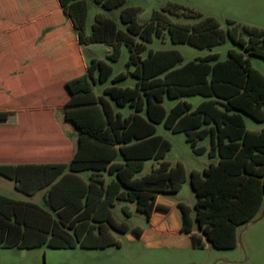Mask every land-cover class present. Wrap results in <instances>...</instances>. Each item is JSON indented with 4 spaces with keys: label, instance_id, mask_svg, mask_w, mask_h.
I'll return each instance as SVG.
<instances>
[{
    "label": "trees",
    "instance_id": "16d2710c",
    "mask_svg": "<svg viewBox=\"0 0 264 264\" xmlns=\"http://www.w3.org/2000/svg\"><path fill=\"white\" fill-rule=\"evenodd\" d=\"M57 2L76 31L78 44H104L109 48L106 58L111 62L117 59L121 44L128 49L126 65L133 66L128 71L134 79L133 85L105 86L96 97L110 140L116 145L115 151L122 161L0 165V175L12 179L14 187L21 192L31 195L45 188V207L0 194V247L95 248L109 230L125 233L126 224L112 218L111 208L119 202L140 199L143 189L167 190L161 181L144 183L145 188H142L140 181L128 180L118 174L122 168L128 173L138 172L144 160H158L165 156L170 144L154 134L156 123L171 132H183L185 141L196 154L205 150L197 142L208 138V157L217 155L222 162L209 169L206 179L199 185L192 184L196 195L194 214L189 217V209L181 207L184 222L181 231L192 238L203 236L215 245H232L235 220L230 213L221 210L211 213L207 229L202 225L207 215L202 208L209 195H216L218 204L221 202L227 206L240 191L255 203L259 200L252 175H255V164L264 160V148L260 146L264 131L245 133L241 115L232 111L233 107L228 103L245 87L247 72L232 55L218 60L217 54L209 53L181 64V55L175 49L148 50L144 57L139 54L145 42H149L152 36H162L164 31L172 43H186L196 48L220 44L226 35L217 22L209 16L193 23L172 22L168 15L197 18L200 14L180 4L166 2L160 10L152 11L146 22L138 23L137 7L123 6L125 0H93L104 10L121 7L118 19L124 29L117 28L113 19L96 12L89 32L85 34V1ZM225 23L229 25L231 41L264 58V30L229 19ZM239 33L247 40H242ZM110 73L109 64L100 59L91 58L85 68L87 79L93 84L102 83ZM126 77V73L119 72L111 77V81ZM248 88L251 90L252 85ZM261 93L264 94L263 89ZM193 95L203 99L192 109L186 101H177L167 112L161 105L164 97L174 99ZM111 103L117 107L128 106L132 111L121 116L118 111H113ZM242 110L254 119H264V109L257 112ZM166 167L167 163L161 161L153 172L162 173ZM84 171L87 176L82 180L78 173ZM121 211L126 214L123 209ZM144 211L152 223V233L170 232L166 223H171L175 216L171 206L151 200L145 204ZM218 221H224L222 223L226 225L220 223L221 231L215 227ZM137 233L141 234V231L137 229Z\"/></svg>",
    "mask_w": 264,
    "mask_h": 264
},
{
    "label": "crops",
    "instance_id": "0c3cea01",
    "mask_svg": "<svg viewBox=\"0 0 264 264\" xmlns=\"http://www.w3.org/2000/svg\"><path fill=\"white\" fill-rule=\"evenodd\" d=\"M206 16L211 17V14ZM240 38L247 40V37ZM231 42L234 48L227 50L223 60L229 55L234 56L247 72V79L245 87L228 103L233 107L232 111L241 115L245 133L256 134L264 126L246 128L244 117L256 124L263 123L264 119H254L242 109L255 112L264 109V94L261 93L264 90V73L251 65L249 56L253 54L249 50ZM89 44H78L76 31L57 0H0V165L122 161L115 151L116 145L110 140L96 99L102 88L97 91L96 83H91L85 74L89 60L94 58L89 56L87 59L83 55V49ZM251 85L250 90L248 87ZM182 98L179 97V101H186ZM189 104L192 109L194 106ZM197 145L205 148L199 154L190 148L195 156L206 158L200 169H187L179 161L171 165L163 157L144 160L138 172L119 170L118 174L128 180L140 181L142 188H145L144 183L155 181H161L167 187V190L158 192L143 189L140 199L136 197L133 201H126L144 216L147 228L152 227V223L147 219L144 206L151 200L171 206L173 211L175 205L180 217L181 207H185L189 209L188 216L192 217L190 212L196 201L192 184L199 185L206 179L207 171L222 162L217 155L208 157L207 137L199 140ZM161 161L167 163L165 171L154 173L153 169ZM185 182H188L194 196L190 206L166 198ZM42 190L45 192V188ZM121 209L125 215L128 214L125 205Z\"/></svg>",
    "mask_w": 264,
    "mask_h": 264
},
{
    "label": "rangeland",
    "instance_id": "374dc122",
    "mask_svg": "<svg viewBox=\"0 0 264 264\" xmlns=\"http://www.w3.org/2000/svg\"><path fill=\"white\" fill-rule=\"evenodd\" d=\"M86 3V17L84 23V33L88 34L90 25L93 22V16L99 12L115 22L117 28L124 29V25L118 19V12L121 7L111 10H104L96 5L93 0H84ZM166 2L180 4L184 8L200 12L202 15L197 18H185L182 15H168L172 22L193 23L200 18L211 14V17L218 23L226 35L225 40L211 49L196 48L186 43H172L166 31L160 37L152 36L149 42L144 43V48L139 53L144 57L148 50H166L175 49L181 55L180 63L193 60L197 56H205L208 53L217 52L218 59L226 58V52L234 48L231 39L228 37L229 25L225 23L226 19L233 20L236 23L248 25L258 29H264V0H125L123 6L137 7L136 20L138 23L146 22L154 10H160ZM239 36L246 37L239 33ZM138 41V39H136ZM107 47L102 43H90L83 49L85 58L94 57L103 60L109 64L111 73L102 83H96L95 89L100 92L105 86H132L134 79L128 75L133 66L126 65L128 58V49L126 45L121 44L119 54L115 61L111 62L106 58ZM251 65L264 73V58L258 55L249 56ZM123 72L127 77L116 82L111 81L115 74ZM183 100L195 106L203 98L198 95L185 96ZM179 98H163L161 105L165 112L179 101ZM113 111H118L121 116L128 115L132 109L128 106L117 107L111 103ZM246 128L258 129L264 126L254 123L247 116L244 117ZM154 134L161 136L170 144V148L164 156V160L173 165L176 161L181 162L187 169H200L206 161L204 156H195L192 154L188 143L184 139L183 132H171L164 128L161 123L154 124ZM264 131V129H263ZM264 148V135L261 137ZM203 143V141H201ZM255 175H252L259 200L255 203L246 198L244 191L234 194L233 202L218 204L216 195L208 196V201L202 208L207 215L203 226L210 227L209 217L211 213L217 211H228L235 220L234 243L232 245H215L203 236L191 237L189 234L181 231L184 222L177 207L174 205V219L171 223H166L170 232L154 234L152 227H148L144 216L136 212L135 209L126 202L116 203L111 208V216L117 222H124L127 231L123 234H117L109 230L101 237V242L95 248H50L41 245L33 248H3L0 247V264H264V160L255 164ZM78 175L82 180L86 179L87 172H80ZM212 192V191H210ZM0 194L13 199L33 202L39 206L45 207L43 203L44 191L36 190L31 195H27L14 187L12 179L0 175ZM212 194V193H211ZM168 200L177 202L182 201L191 205L194 196L185 182L180 189L166 196ZM125 205L128 212L125 215L121 211V206ZM179 207V206H178ZM230 210H229V209ZM190 214L193 216L194 210ZM224 221H218L215 225L220 228ZM221 223V224H220ZM195 228V225H192ZM223 228V227H222ZM137 229L141 234L137 233ZM221 231V228L218 230Z\"/></svg>",
    "mask_w": 264,
    "mask_h": 264
}]
</instances>
